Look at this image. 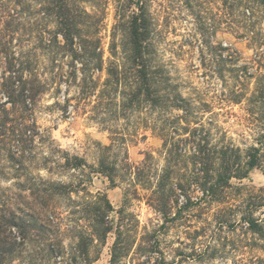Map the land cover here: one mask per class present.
<instances>
[{
    "label": "rangeland",
    "instance_id": "obj_1",
    "mask_svg": "<svg viewBox=\"0 0 264 264\" xmlns=\"http://www.w3.org/2000/svg\"><path fill=\"white\" fill-rule=\"evenodd\" d=\"M49 1L0 0V229L14 245L3 264H110L121 208L131 230L125 237L130 251L121 264H264V241L240 226L219 229L210 211L214 206L178 213L179 197L173 208L155 209L152 191L167 166L156 134L161 115L141 100L122 109L121 89L104 86L111 63L129 69L120 47L115 58L109 47L113 40L120 43L131 17L143 8L154 65L174 87L172 93L199 108L208 104L234 145L251 144L246 102L228 100L233 92L248 96L258 74L264 83V0L262 5L257 0H69L74 14L79 9L89 14L86 28L98 31L102 50V69L91 74L86 99L78 95L81 76L73 75L70 58L54 47L61 38H55ZM129 71L125 81L131 86ZM78 160L84 166L75 167ZM101 160L113 168V186L97 173ZM176 162L169 163L174 182L187 166L174 167ZM231 184L264 189V164ZM61 185L74 191L63 194L55 189ZM97 193L113 208L112 230L104 241L87 245L85 261L79 236L91 232L85 210ZM18 218L28 226L21 245L12 238ZM246 242L258 245L244 247Z\"/></svg>",
    "mask_w": 264,
    "mask_h": 264
},
{
    "label": "trees",
    "instance_id": "obj_2",
    "mask_svg": "<svg viewBox=\"0 0 264 264\" xmlns=\"http://www.w3.org/2000/svg\"><path fill=\"white\" fill-rule=\"evenodd\" d=\"M257 1L263 4L262 0ZM49 5L48 15L56 17L55 38L58 35L61 38V42H57L54 47L57 52L70 58L73 75L76 76L78 73L81 76L77 84L78 95L86 99L92 93L87 87V84L93 82L91 74L102 69V50L100 41L96 38L98 31L90 32L86 28L84 21L90 17L89 14L84 9H79L78 13L74 14L69 0H50ZM130 20L122 32L120 43L116 44L113 40L109 47L113 58L118 56L117 48L120 47L122 59L128 63L129 69L119 70L114 62L111 63L107 69L108 78L104 86H116L114 92L121 89L119 97L122 100V109L141 100L149 111L156 110L161 115L162 126L156 128V134L163 141L167 166L152 191L155 209L159 212H162L161 209L164 211L171 209L179 204V197L182 198L180 202L182 204L178 206V213L190 207L208 209L214 206L215 208L210 211H213L212 218L219 229L226 227L229 231H234L236 226H240L245 231L244 234L264 241V189L234 187L231 184L232 180L245 179L250 170L264 164L263 75L258 74L256 86L248 96L233 92L232 98L228 100L233 104L246 102L244 122L250 131L252 142L236 146L232 139L228 138L227 132L218 125L215 120L218 114L208 110V104L205 103L199 108L179 93H172L174 87L172 91L168 79L162 77L159 67L154 65V45L149 41L151 30L146 11L140 8V12L133 14ZM51 47L53 48L52 45ZM219 50L228 51L225 48ZM261 55L262 53L258 56L262 58ZM221 56L222 54H219V57ZM224 57L226 62L231 59V55ZM127 70L133 72L131 86L125 81ZM236 81H241V78L238 77ZM173 110L181 114L172 115ZM206 114H210L211 117L204 119ZM167 116H171V119ZM166 122L167 126H163ZM182 142L187 144V147L181 146ZM171 159L177 161L174 167L187 162L177 182H174L169 170ZM82 166L84 164L81 161L75 165L78 168ZM112 171L113 168L110 169L104 160L100 161L97 173L106 177L113 186L115 182ZM55 189H61L63 194L74 191L70 185L55 186ZM94 199L91 207L88 206L85 210L87 220L92 221L91 232H82L79 236L78 251L85 261L88 260L87 245L104 241L112 230L108 218L113 208L106 195L97 193ZM123 201L125 203V197ZM123 213L124 210L121 208L118 211L119 221L115 230L110 264H121L130 251L125 237H128L127 234L131 230H128L124 223ZM12 227L16 229L15 235H11L13 243L23 244L28 226L18 218ZM5 233L6 231L0 229V264H3L14 249V245H10L7 240L9 235ZM256 245H258L256 242H246L244 247ZM159 264L164 262L161 261Z\"/></svg>",
    "mask_w": 264,
    "mask_h": 264
}]
</instances>
